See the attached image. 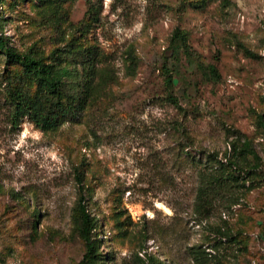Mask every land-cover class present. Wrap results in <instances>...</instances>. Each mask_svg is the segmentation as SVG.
<instances>
[{"label": "rangeland", "instance_id": "374dc122", "mask_svg": "<svg viewBox=\"0 0 264 264\" xmlns=\"http://www.w3.org/2000/svg\"><path fill=\"white\" fill-rule=\"evenodd\" d=\"M0 34L55 51L84 102L42 131L13 103L36 84L0 55V264H86L80 193L95 264H264V0H0ZM213 159L240 180L202 191Z\"/></svg>", "mask_w": 264, "mask_h": 264}, {"label": "trees", "instance_id": "16d2710c", "mask_svg": "<svg viewBox=\"0 0 264 264\" xmlns=\"http://www.w3.org/2000/svg\"><path fill=\"white\" fill-rule=\"evenodd\" d=\"M179 41V32H174L173 41ZM180 44H177L179 49ZM185 55H188L184 48ZM0 55L4 56L6 61L17 65L21 68L22 74L31 79L36 84V92L32 98L26 94H16L13 103L17 115L28 117L29 120L42 131L55 129L60 122H75L81 116L84 110V102L79 99L78 94L67 96L64 92L65 79L69 77L70 70L67 64H64L55 55V51L51 53L47 63L46 59L36 56L32 52L20 53L9 47L7 40L0 34ZM214 74L215 69L211 68ZM168 73V71L166 72ZM171 77H166V84L171 85ZM264 136V126L259 122ZM241 150L257 160V155L250 150L248 142L241 145ZM235 152V149H234ZM216 165L212 166V171L202 180L206 184L204 190H214L226 187L228 184L238 182L241 178L239 171L240 165L237 161L225 160L216 161ZM85 198L80 193L78 195L76 207L72 211V220L75 224L76 232L79 238L84 242L85 254L82 261L86 264H95L97 261L98 240L93 238V230L95 229L94 219L87 211ZM148 264H156V260L151 255L147 256Z\"/></svg>", "mask_w": 264, "mask_h": 264}]
</instances>
